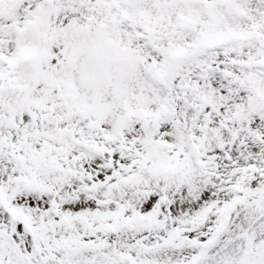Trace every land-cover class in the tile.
Returning <instances> with one entry per match:
<instances>
[{
	"label": "snow or ice",
	"instance_id": "snow-or-ice-1",
	"mask_svg": "<svg viewBox=\"0 0 264 264\" xmlns=\"http://www.w3.org/2000/svg\"><path fill=\"white\" fill-rule=\"evenodd\" d=\"M0 264H264V0H0Z\"/></svg>",
	"mask_w": 264,
	"mask_h": 264
}]
</instances>
